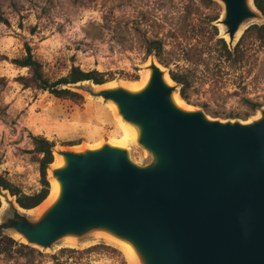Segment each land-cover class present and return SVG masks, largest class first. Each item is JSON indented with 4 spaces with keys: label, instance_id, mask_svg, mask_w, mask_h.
I'll use <instances>...</instances> for the list:
<instances>
[{
    "label": "water",
    "instance_id": "obj_1",
    "mask_svg": "<svg viewBox=\"0 0 264 264\" xmlns=\"http://www.w3.org/2000/svg\"><path fill=\"white\" fill-rule=\"evenodd\" d=\"M220 1L229 39L221 38L232 50L247 22L264 16L254 0ZM148 60L150 77L140 90L86 88L138 128L136 144L148 161L138 163L128 147L110 142L54 147L64 158L50 169L60 185L57 200L32 219L6 190L12 214L0 233L47 249L69 236L108 232L134 246L139 264H264V107L249 121L179 107V84L170 74L173 83L166 81L154 54Z\"/></svg>",
    "mask_w": 264,
    "mask_h": 264
},
{
    "label": "rangeland",
    "instance_id": "obj_2",
    "mask_svg": "<svg viewBox=\"0 0 264 264\" xmlns=\"http://www.w3.org/2000/svg\"><path fill=\"white\" fill-rule=\"evenodd\" d=\"M23 1L31 8L25 24L38 22L40 32L31 35L20 29L18 15L7 4L3 6L11 25L0 23V55L8 58L0 60V77L5 78L0 83V173L27 194L41 187L30 133L53 140L57 149L84 150L99 142L97 146L120 139L123 131L111 101L86 90L104 86L85 81L73 87L83 94L82 102L24 88L17 77L27 75L28 69L17 67L11 59L25 53V42L33 46L52 78L67 74L73 65H78L85 70L105 72L111 78L106 83L128 86L140 79L149 63L147 40L158 38L163 42L164 70L189 76L190 103H186L190 106L202 108L216 119L240 121L259 115V109L251 110L250 101L264 107V44L253 45L241 65L228 59L216 44L217 38L225 34V26L220 22L224 5L220 0H54L40 19L33 6L36 0ZM263 23L264 18L259 17L246 25ZM134 144H128L131 157L138 163L147 162L145 151ZM51 168L52 165L47 171L49 181ZM6 194L8 191H0V223L12 214ZM46 209L22 212L36 219ZM3 233L26 244L25 238L20 239L11 231ZM100 243L113 245L102 234L91 232L76 239L73 246L66 239L47 249L30 245L43 252L33 263L16 252L9 256L1 254L0 264H52L51 255L61 248L84 250ZM112 247L117 251L100 248L82 254L79 264H123V259L133 264L119 247Z\"/></svg>",
    "mask_w": 264,
    "mask_h": 264
},
{
    "label": "trees",
    "instance_id": "obj_3",
    "mask_svg": "<svg viewBox=\"0 0 264 264\" xmlns=\"http://www.w3.org/2000/svg\"><path fill=\"white\" fill-rule=\"evenodd\" d=\"M33 1V0H32ZM212 1V0H210ZM257 9L264 16V0H254ZM7 4L12 11L18 15L19 28L27 30L31 35H36L40 32L39 23L25 24V20L29 18L31 8L25 4L23 0H0V23L8 26L11 25L9 17L5 16L3 6ZM51 4L54 0H36L34 10L36 17L40 19L48 13ZM216 44L223 54L235 64L241 65L248 57V52L255 44H264V23L253 24L249 26L235 47L231 50L227 41L224 38H217ZM147 55L154 54L161 64H164L161 58L163 51V42L161 39H148L146 42ZM24 54L20 57L11 59V62L19 68H27V75H20L17 80L24 88H32L35 90L47 91L55 97L70 99L75 102H82L84 96L82 93L74 90L71 85L91 81L94 84H104L111 80L108 74L97 69L85 70L78 65H73L67 74L58 78H52L45 70L43 62L37 57L33 46L29 42L24 44ZM8 59L4 55H0V60ZM171 78L177 82L180 88L181 97L190 103L188 95V88L191 86L189 76L186 73L170 70ZM5 82V78L0 77V83ZM252 111L258 110L262 104L260 102H249ZM30 139L33 145L31 152L34 154V160L39 164L40 171V189L34 193L27 194L21 188L12 183L6 176L0 173V188L8 190L12 196L16 197L17 203L25 209H33L39 206L50 193V181L48 179V168L54 161V147L56 143L44 135L30 133ZM2 158L0 156V165ZM1 208V201H0ZM105 249L110 251H117L116 248L100 243L93 245L84 250H78L71 247L61 248L58 252L51 255L52 264H79L81 255L91 252L95 249ZM19 252L21 256L26 257L27 261L33 263L38 256H42L43 252L28 244L19 242L10 234L0 233V255H14ZM72 261V262H71ZM123 264H127L123 259Z\"/></svg>",
    "mask_w": 264,
    "mask_h": 264
},
{
    "label": "bare ground",
    "instance_id": "obj_4",
    "mask_svg": "<svg viewBox=\"0 0 264 264\" xmlns=\"http://www.w3.org/2000/svg\"><path fill=\"white\" fill-rule=\"evenodd\" d=\"M250 5L252 8H255V6L252 2H250ZM240 33H241V31L238 33V35ZM224 37L226 39H229V36L227 33L224 34ZM149 77H150V70L145 69V70H143L140 79L137 82L135 81L136 83H133V85H128V86L125 85V86H126V88H128L130 90H134V91L140 90V89L145 87V85L147 84V82L149 80ZM165 79L167 82L173 83V80L170 78L169 74H166ZM135 80H137V79H135ZM121 82L122 81H120V83ZM123 83H125V82L123 81ZM127 83H130V82H127ZM97 86H104V87L110 86V87H112L114 85H113V83L110 82V83H105V84H97ZM173 101L179 107L186 108V109L192 108V106H190L191 104L189 105L188 103H186V101L184 99H182V97L178 93H175L173 95ZM112 106H113V111L115 113H117L118 109H117L116 105L112 104ZM119 120H120L119 123H121L119 126H121L120 127V128H122L121 131H123L122 137L120 139L110 141V144L115 145V146H120V147H128L129 143H135L136 144L138 134H139L138 128L133 124H129V123L124 122L121 119V117H119ZM99 143H97V144H99ZM97 144H95V146H97ZM78 148H80V146ZM51 165H52V167H60V166L64 165L63 156L55 153L54 154V161ZM59 193H60L59 182L56 178H52L50 181V193H49L48 197L39 206H37L35 208H38L40 210L43 208H45V209L48 208L50 205H52L57 200ZM42 212H44V211H42ZM102 236L109 243L113 244L116 247H119L121 249V251H123V253L126 255L125 257H127L130 260V262H132L133 264H139L140 263L139 255H138L137 251L135 250L134 246L130 242L123 240V239H120V238H118V237H116V236H114L108 232L103 233ZM66 241L70 246H73L76 244V239L71 237V236L67 237Z\"/></svg>",
    "mask_w": 264,
    "mask_h": 264
}]
</instances>
